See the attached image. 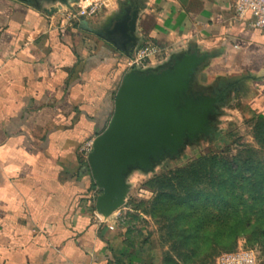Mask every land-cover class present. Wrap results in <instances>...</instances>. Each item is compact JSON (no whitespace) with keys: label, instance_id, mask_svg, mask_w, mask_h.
Wrapping results in <instances>:
<instances>
[{"label":"crops","instance_id":"crops-1","mask_svg":"<svg viewBox=\"0 0 264 264\" xmlns=\"http://www.w3.org/2000/svg\"><path fill=\"white\" fill-rule=\"evenodd\" d=\"M93 3L101 5L97 16L76 20L58 0H0V264L142 262L125 261L130 249L115 217L93 209L99 190L80 149L107 128L126 63L142 48L160 50L144 73L194 51L207 56L190 90L208 95L216 82L236 83L218 111L238 93L264 118V33L250 15L238 18L229 0L73 7ZM135 12L134 40L117 47L106 39Z\"/></svg>","mask_w":264,"mask_h":264},{"label":"rangeland","instance_id":"rangeland-1","mask_svg":"<svg viewBox=\"0 0 264 264\" xmlns=\"http://www.w3.org/2000/svg\"><path fill=\"white\" fill-rule=\"evenodd\" d=\"M82 1L86 0L78 3ZM73 6L72 10L67 9L66 15L76 20L94 18L99 13L88 16L80 6ZM214 79L215 76L209 78L204 86ZM248 104L236 93L226 106L219 108L218 116L213 117L209 137L187 141L179 155L165 156L148 172L139 168L130 170L125 203L112 215L130 249L126 262L141 258L142 264H218L219 258L232 249L257 246L264 264V202L259 188L248 186L244 194H235L246 199L253 192L260 200H248L244 210L246 218L235 217L232 227L224 217L233 210L222 206L221 195L228 190L220 184L224 185L222 182L227 180V169L243 172L250 163H264V132L257 129L260 116ZM81 157L87 163L83 152ZM200 192L208 199L207 203H200ZM99 195L100 191L94 198L95 212ZM188 195H194L198 201L186 212L200 215L198 218L202 217L203 222H196L185 214L188 205L180 204ZM239 220L241 233L234 230Z\"/></svg>","mask_w":264,"mask_h":264},{"label":"water","instance_id":"water-1","mask_svg":"<svg viewBox=\"0 0 264 264\" xmlns=\"http://www.w3.org/2000/svg\"><path fill=\"white\" fill-rule=\"evenodd\" d=\"M58 1L72 10L79 0ZM137 16L135 12L132 19L127 17L115 26L114 33L121 36L106 39L117 47L120 39L125 43L134 40L129 32L136 31ZM207 60L194 51L159 72L132 70L126 74L115 96L110 123L95 138L87 160L86 170L100 191L95 204L99 215L108 219L124 205L131 169L148 172L165 156L179 155L187 141L212 134L213 117L225 95L187 98L191 83Z\"/></svg>","mask_w":264,"mask_h":264},{"label":"trees","instance_id":"trees-1","mask_svg":"<svg viewBox=\"0 0 264 264\" xmlns=\"http://www.w3.org/2000/svg\"><path fill=\"white\" fill-rule=\"evenodd\" d=\"M257 129L260 130V132H264V118L263 117L258 118ZM90 139H92V138L85 140L83 142V144L81 145V148ZM82 161H83L82 167H85L87 165V163L83 159H82ZM245 168L246 169H243L244 170L243 172L241 170H234L232 168L227 169V173H228V175H226L227 180L222 182V183H224V185L220 184V186L222 185L225 187L224 188L225 191L228 190L227 192H225L224 194L221 195L223 198V205L222 206L226 209L232 208V210H233L232 214H230V213L225 214V217H224L226 222L230 221V223H228L229 226H231L230 224L232 221H234L235 217H236V219H238V218L245 219L246 218L245 217L246 213L244 212V210L246 208V204L248 203V200L250 202L254 198L253 200L259 201L260 200L259 196H260L262 198V202H264V199H263V197H264V163H255V162L250 163L249 166H247ZM246 172L248 173V176L246 175ZM89 176H91V175H89ZM248 186H256L257 188H259V190H260L259 194L260 195L258 196V198H255L253 196L254 195L253 192L252 193L249 192V194H247L246 199H242V198H240V196H235V194H237L239 192H242V194H244V192ZM231 197H232V199H231ZM200 198L199 199H200L201 204L208 202V199L206 200L204 198V193H202V192H200ZM172 199H174V198H172ZM162 200H163V197H162ZM163 201H161V202L164 203ZM196 201H198V198L194 197V195H190V196L188 195L182 200V202H181L182 204H180L181 206H187L188 205V208H186L184 210L185 214H187V215L189 214V212H186L187 209L191 210L193 204ZM229 204L231 207L229 206ZM167 209H169V207ZM199 216L200 215L193 216L191 214L190 219H194L196 222H203L204 219L202 217L198 218ZM232 229H234V228H232ZM234 230L238 231V233H241L242 225L240 224V220H239V225H237ZM244 247L258 248L257 246H244ZM237 249L238 248L232 249V251H229L228 253L233 252ZM122 259H123V256H116L114 258V260H115L114 263L122 264ZM142 263H143V261L140 264H142Z\"/></svg>","mask_w":264,"mask_h":264},{"label":"built area","instance_id":"built-area-1","mask_svg":"<svg viewBox=\"0 0 264 264\" xmlns=\"http://www.w3.org/2000/svg\"><path fill=\"white\" fill-rule=\"evenodd\" d=\"M233 5L238 18H244L250 15L253 19L252 27L264 33V0H229ZM101 5L93 3L89 6H80L84 14L88 16L95 15ZM160 53L156 46H147L139 50L134 57L127 63L129 71L140 70L152 63ZM94 140H88L81 148V152L88 159L94 148ZM261 252L258 248L239 247L237 250L223 254L218 261V264H261Z\"/></svg>","mask_w":264,"mask_h":264},{"label":"flooded vegetation","instance_id":"flooded-vegetation-1","mask_svg":"<svg viewBox=\"0 0 264 264\" xmlns=\"http://www.w3.org/2000/svg\"><path fill=\"white\" fill-rule=\"evenodd\" d=\"M28 1L39 5V4H41V2L48 1V0H28ZM115 35L121 36L120 33H118V32H116L114 34V36ZM107 36L112 37L111 35H107ZM119 44H120V46L122 45L120 40H119ZM235 86H236V83H226L225 86H224V84H220L219 82H216L215 84H213V88L207 94L208 95H212L214 97H218L219 95L220 96H222V95L228 96V94H230V92L232 91L233 88H235ZM196 92H197L196 89H194V87H193V89L189 91V93L187 95V98L197 97ZM219 105L220 104H218L217 106H219Z\"/></svg>","mask_w":264,"mask_h":264}]
</instances>
